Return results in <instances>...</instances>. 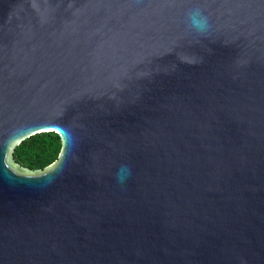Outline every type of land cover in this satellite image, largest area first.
I'll return each mask as SVG.
<instances>
[{
	"label": "water",
	"instance_id": "95a60500",
	"mask_svg": "<svg viewBox=\"0 0 264 264\" xmlns=\"http://www.w3.org/2000/svg\"><path fill=\"white\" fill-rule=\"evenodd\" d=\"M0 264H264V0H0Z\"/></svg>",
	"mask_w": 264,
	"mask_h": 264
},
{
	"label": "trees",
	"instance_id": "16d2710c",
	"mask_svg": "<svg viewBox=\"0 0 264 264\" xmlns=\"http://www.w3.org/2000/svg\"><path fill=\"white\" fill-rule=\"evenodd\" d=\"M62 139L55 132L37 134L23 141L15 150L17 164L29 171H43L60 157Z\"/></svg>",
	"mask_w": 264,
	"mask_h": 264
}]
</instances>
